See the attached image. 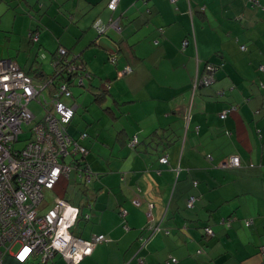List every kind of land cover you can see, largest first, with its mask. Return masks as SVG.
<instances>
[{"label": "crops", "instance_id": "0c3cea01", "mask_svg": "<svg viewBox=\"0 0 264 264\" xmlns=\"http://www.w3.org/2000/svg\"><path fill=\"white\" fill-rule=\"evenodd\" d=\"M107 1L0 0V31L19 36L16 56L0 58L42 79L63 46L90 73L84 97L72 92L74 114L82 108L72 137L91 180L76 204L65 198L70 180L55 186L79 207L73 234L105 236L77 264H264V0H118L114 10ZM111 20L98 33L94 22ZM35 43L49 50V69L32 59ZM210 63L213 80L193 90ZM89 82L106 95L93 100ZM47 264L67 262L56 254Z\"/></svg>", "mask_w": 264, "mask_h": 264}, {"label": "built area", "instance_id": "2783aa9c", "mask_svg": "<svg viewBox=\"0 0 264 264\" xmlns=\"http://www.w3.org/2000/svg\"><path fill=\"white\" fill-rule=\"evenodd\" d=\"M117 2L108 0V8L114 10ZM110 25L116 24L113 20L106 25L94 22L98 33ZM31 39L37 41L38 31L31 34ZM65 53L66 50L59 47L56 60H63ZM114 58V55L110 57L111 60ZM59 67L64 68L61 62ZM66 69L72 72L76 66L72 63ZM259 69H264V64L259 65ZM128 70L130 67L126 66L118 73ZM213 71V65L208 64L203 73L195 74L191 82L193 90L198 85L210 83ZM38 80L15 61L0 58V264H47L56 254L67 264H77L105 239L104 234H94L87 239L74 235L72 228L79 208L59 195L53 197L50 207L44 211L41 209L47 205L44 190L54 189L60 178L67 177L72 168L79 178L83 176L86 181L91 178L88 166L83 163L87 149L67 132L75 111L72 104H66L60 98L61 95L72 96L67 80L59 79L51 89V79ZM44 89L48 94L43 92ZM33 99L44 107V114L37 120L28 107ZM227 111L222 110L219 116L225 117ZM31 121L34 122L27 129L28 136L20 147H16L15 143L21 141L22 125ZM85 135L82 133L81 137ZM135 143L136 137H133L130 144ZM67 155L71 156L68 163L64 160ZM159 160L166 163L167 158L163 155ZM225 163L234 165L237 159L230 156ZM194 200L193 195L189 196L187 205L191 206ZM133 203L138 205L139 201L133 199ZM119 213L124 215L126 209L120 206ZM205 231L209 235L213 233L210 228ZM261 251L264 252V246ZM166 263L169 264L170 260ZM137 264H144L142 258L137 259Z\"/></svg>", "mask_w": 264, "mask_h": 264}, {"label": "rangeland", "instance_id": "374dc122", "mask_svg": "<svg viewBox=\"0 0 264 264\" xmlns=\"http://www.w3.org/2000/svg\"><path fill=\"white\" fill-rule=\"evenodd\" d=\"M15 25H16V23H15ZM0 35H2V36H0L2 38V39L0 38V52L3 53L2 55L5 56L7 54V52H9L10 54H12V56H16L15 54H17L16 53L17 52V46H15V43H16L17 39H19L18 34L17 33L10 34L11 38H9V39L6 36H3L6 34H4L2 31H0ZM30 50H31L30 54L32 55L31 56L32 59L35 55V57L41 61L42 65L46 69L50 68V62H49L50 52L48 49H46L44 46H41V45L36 46V43H35L33 47H30ZM19 51H22V52H19L18 57L20 58V61H22V63H23L24 57L27 54V49L25 50V49L21 48V49H19ZM35 51H36V53H35ZM38 81H41V80H38ZM70 90L74 93L75 96L79 97L80 95L81 96L83 95L82 98L84 97V92H83V94L80 93L82 89L79 88L76 83L70 85ZM43 92H45V94H48L47 89H44ZM78 93H80V94L78 95ZM60 97H61V100L63 102H65L66 104H72L74 102V99H72V98H66L65 96H62V95ZM41 98L43 99V96H41ZM28 107L34 112L35 117H36L35 120H37L38 118H40L44 114V107H43L41 102H38L37 99L31 100L28 103ZM81 112H82V108L79 107L78 110L75 112L72 120H70L72 122V124L75 125L74 130L72 129L70 131L71 136H72V134H74L75 136L77 135V130H79V128L77 126L80 124V115L79 114H81ZM33 122L34 121H31L29 124H23L22 125L23 131L19 133V139L21 141H18L15 143L16 147H20L23 144V142H24L23 140L28 136L27 129L29 128V126H31L33 124ZM82 133H86V132L82 131L81 134ZM70 159H71V156H69V155L65 156V158H64V160L67 163L70 162ZM63 179H64V182L66 181L67 183L70 180V183L67 184V188H66L67 193L65 192L67 194V197H65V198L66 199L69 198L68 200H70L69 194L73 196L74 192H76L78 190L79 186H80V188H83L82 186L88 185V182H85V180H83L84 177L82 179L78 177L77 172L75 171L74 168L71 169V172L69 174L68 179L66 177H64ZM59 183H60V181H59ZM78 183H79V185H78ZM56 187H57V185H56ZM56 187L54 189L52 188V189H45L44 190V201L47 203V205L44 206L41 209V211H44L48 207H50V205L52 204L53 197L58 196V192L55 190ZM57 189H58V187H57ZM73 198H74V196H73ZM74 200H75L74 203L76 204L78 201L76 198H74ZM75 231L79 232V228L77 226L75 228ZM75 231H74V234H77Z\"/></svg>", "mask_w": 264, "mask_h": 264}, {"label": "trees", "instance_id": "16d2710c", "mask_svg": "<svg viewBox=\"0 0 264 264\" xmlns=\"http://www.w3.org/2000/svg\"><path fill=\"white\" fill-rule=\"evenodd\" d=\"M32 40V39H31ZM33 41V40H32ZM59 47H63V46H59ZM57 47V49L59 48ZM65 50H66V53L63 57V60H56L57 57H56V53H57V49L55 50V52L53 53L54 56L52 58V64L54 62H57V63H54L55 65H53V71L51 74H49L47 77H44L42 78L43 80L45 79H51V82H50V88H52L51 85H55V83H57V81L59 79H62L64 78L65 80H67L66 82L69 83V88H70V85L71 84H77L78 86L79 85H84V81H83V75L85 74H90V73H87V69H86V66L84 65V62H82V59H81V56H79L78 54H74L72 51H70L69 48H66V47H63ZM65 59V60H64ZM109 60L114 62L115 61V58L114 60H111L110 59V56H109ZM59 62H61L64 66L63 69H61L59 67ZM74 63L75 66H76V70L72 71V72H67V69L66 67L69 65V64H72ZM211 65H213L214 67V70L216 69V65L213 64V63H210ZM59 70H61V72L59 73ZM26 73L30 74L32 76V74L26 70H24ZM203 73V72H202ZM198 74V73H196ZM35 76V75H33ZM89 76V75H88ZM194 77V76H193ZM39 78V77H38ZM79 78H81V81L79 82ZM213 78H214V71H213ZM40 80V79H39ZM90 83V82H89ZM87 83V89L90 91V93L92 94V99L93 100H99V99H102L105 95H106V92L105 90H100V91H97V86L95 84H92V83ZM209 84V83H208ZM207 85V84H206ZM200 85H198L197 87H199ZM196 87V88H197ZM195 88V89H196ZM96 89V90H95ZM71 91V90H70ZM71 94H72V91H71ZM70 98H73V96H71ZM73 118V117H72ZM71 118V119H72ZM84 164L87 165V163L85 162V160H83ZM83 164V165H84ZM91 175V174H90ZM92 176V175H91ZM91 180V178L88 180V181H85V182H89ZM79 208V207H78ZM78 219V218H77ZM205 228L207 227H204V230ZM205 234L207 235L206 231H205ZM58 255V254H57ZM142 258V257H140ZM138 259V258H137ZM144 264H145V260L142 258ZM166 262V261H165ZM171 263V262H170ZM24 264V263H23ZM136 264H137V260H136ZM167 264V263H166Z\"/></svg>", "mask_w": 264, "mask_h": 264}, {"label": "water", "instance_id": "95a60500", "mask_svg": "<svg viewBox=\"0 0 264 264\" xmlns=\"http://www.w3.org/2000/svg\"><path fill=\"white\" fill-rule=\"evenodd\" d=\"M13 264H17L16 262H13Z\"/></svg>", "mask_w": 264, "mask_h": 264}, {"label": "clouds", "instance_id": "9594fccd", "mask_svg": "<svg viewBox=\"0 0 264 264\" xmlns=\"http://www.w3.org/2000/svg\"><path fill=\"white\" fill-rule=\"evenodd\" d=\"M53 65V64H52Z\"/></svg>", "mask_w": 264, "mask_h": 264}]
</instances>
